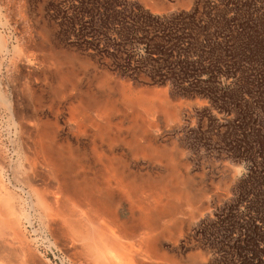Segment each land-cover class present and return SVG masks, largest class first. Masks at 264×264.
Returning <instances> with one entry per match:
<instances>
[{"label": "rangeland", "instance_id": "obj_1", "mask_svg": "<svg viewBox=\"0 0 264 264\" xmlns=\"http://www.w3.org/2000/svg\"><path fill=\"white\" fill-rule=\"evenodd\" d=\"M7 2L3 32L33 57L16 75L55 109L64 155L125 156L138 186L167 181L183 211L160 245L181 264H264V0ZM66 241L45 264H83Z\"/></svg>", "mask_w": 264, "mask_h": 264}, {"label": "bare ground", "instance_id": "obj_2", "mask_svg": "<svg viewBox=\"0 0 264 264\" xmlns=\"http://www.w3.org/2000/svg\"><path fill=\"white\" fill-rule=\"evenodd\" d=\"M5 1L0 0V264H45L61 238L83 264H181L160 245L166 221L183 211L182 199L172 205L167 181L160 190L152 182L138 186L136 175L120 164L127 157L73 160L56 144L55 109L49 119L44 91L31 89L28 73L21 70V82L16 75V59L25 67L33 57L28 59L25 43L14 44L3 32L9 27ZM160 160L167 162L164 155ZM92 168L90 178L85 169ZM115 197L131 202L136 224L119 221ZM133 233L137 249L132 254L122 240Z\"/></svg>", "mask_w": 264, "mask_h": 264}]
</instances>
